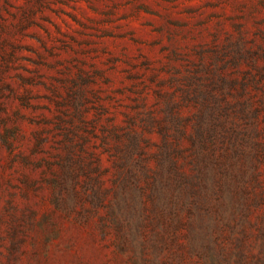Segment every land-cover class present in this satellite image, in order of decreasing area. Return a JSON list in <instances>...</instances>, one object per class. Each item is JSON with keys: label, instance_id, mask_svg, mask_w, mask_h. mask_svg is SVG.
<instances>
[{"label": "rangeland", "instance_id": "374dc122", "mask_svg": "<svg viewBox=\"0 0 264 264\" xmlns=\"http://www.w3.org/2000/svg\"><path fill=\"white\" fill-rule=\"evenodd\" d=\"M166 145L250 196L212 250ZM0 264H264V0H0Z\"/></svg>", "mask_w": 264, "mask_h": 264}, {"label": "trees", "instance_id": "16d2710c", "mask_svg": "<svg viewBox=\"0 0 264 264\" xmlns=\"http://www.w3.org/2000/svg\"><path fill=\"white\" fill-rule=\"evenodd\" d=\"M170 147L165 146L159 160L160 167L152 176L153 195L175 201L178 211L190 217L193 244L212 250L216 242L214 235L222 229L227 214L235 217L238 203L250 196L248 193L245 196L244 190L240 191L237 182L230 181L223 164L218 168L194 166L187 171L177 162L174 148Z\"/></svg>", "mask_w": 264, "mask_h": 264}]
</instances>
